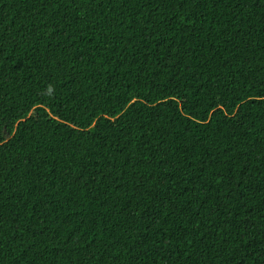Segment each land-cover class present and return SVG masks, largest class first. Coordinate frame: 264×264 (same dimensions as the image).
<instances>
[{
	"label": "trees",
	"instance_id": "16d2710c",
	"mask_svg": "<svg viewBox=\"0 0 264 264\" xmlns=\"http://www.w3.org/2000/svg\"><path fill=\"white\" fill-rule=\"evenodd\" d=\"M0 264H264V0H0Z\"/></svg>",
	"mask_w": 264,
	"mask_h": 264
}]
</instances>
